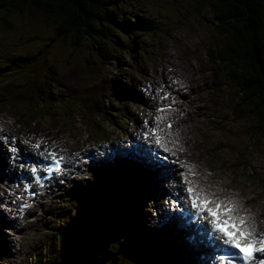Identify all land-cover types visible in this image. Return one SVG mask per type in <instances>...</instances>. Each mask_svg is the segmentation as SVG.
I'll return each instance as SVG.
<instances>
[{
    "label": "rangeland",
    "instance_id": "1",
    "mask_svg": "<svg viewBox=\"0 0 264 264\" xmlns=\"http://www.w3.org/2000/svg\"><path fill=\"white\" fill-rule=\"evenodd\" d=\"M137 2H139L137 6H134L135 0H118V11L123 13L127 8L129 12L130 10L138 12L144 23L156 25L158 30L153 31L151 28L150 31L154 32L152 36L137 35V31L128 36L116 33L109 45L112 51L115 46L120 48L115 60L106 61L97 57L95 62L88 63L86 58L94 59L98 48V45L93 44L91 50V40H87L82 48L73 53H69V50L65 51L59 41L49 45L50 58L62 66L60 75L56 79V90L65 98H71L74 95L85 97L93 88L101 90L100 94L109 109L105 113L95 115L94 120L98 122L100 131L105 133L108 140L117 139L120 136L129 137L134 132L136 120L141 117V112L145 109H142L144 106L142 96L148 90V84L155 85L163 82L165 78L163 71L168 80L173 73L176 76L185 74L187 81L204 79L207 87H211L210 77L213 76L218 63L215 64L210 58V46L229 39L228 36L221 35L211 8L204 5L208 2L207 0H137ZM122 5L124 10L121 8ZM14 23L16 28L13 32L0 29V69L3 66V58L10 55L23 54L31 57L37 54L44 44L51 43L54 30L57 28L55 22L34 10L25 11L22 18ZM33 36H36L35 40ZM130 45L133 48L132 52L137 56L135 61L124 50ZM171 58L173 60L168 62ZM63 65H65L64 68ZM214 86L217 87L216 90L200 95V99L209 102L214 108V115L211 118L213 123L209 129L208 123L205 122L199 130L190 134L179 125L178 139L180 136L187 139L190 134L189 140L187 139V142L183 144L184 147L191 144L192 152L199 154L200 162L205 164V178L210 179V182L222 184V186H214L208 183L209 185L220 188V191L222 189V191L231 192L234 196H239L243 202L252 199L248 205L255 207L260 217L264 215V179L259 173L260 169L264 170V145L250 143L247 136L240 139L241 123L230 112L229 95L225 85L219 82ZM137 90L141 91V95L137 93ZM191 93V90L185 91L186 95ZM72 110L71 117L58 114L55 108L49 109L43 118L34 113L23 117L21 109H18L15 104L0 103V114L4 115L0 116V123L5 125V122V127L14 134L18 132L36 140L41 139L45 145L60 146L62 150L70 149L86 153L89 151V146L98 143L100 138L91 131L90 120L79 102H76ZM244 110L248 112V109ZM119 113H124L125 116ZM258 117L257 115L250 117L249 125L255 126ZM184 118L187 119V116L185 115ZM184 118L179 121L180 124L186 123ZM204 128L208 130L212 140L209 141L207 136V141L202 143L201 133ZM245 128L248 130L247 125ZM212 130L215 131L214 134ZM61 136H64V140L58 139ZM220 144L222 148L217 150L213 148ZM186 150L188 151L187 148ZM183 151L184 149H181L178 152ZM222 160L225 162V167L221 166L217 169ZM242 163L246 164L244 169ZM94 164L92 168L98 167L100 170L92 173L91 177L89 174L88 177L86 175L67 186L62 185L60 190L50 196L51 198L44 200L45 202L37 207L36 211L39 214L35 218L19 221L20 223L14 226L6 224L5 220L0 221V264H33V253L43 248L49 251V256L59 254L61 246L55 239L57 232L62 233L66 229L74 228L75 219L81 217V212L88 211L92 204L94 208L104 206L106 200L104 202L103 195L108 194L111 196L114 194L116 201L121 202L126 208L125 203H129L132 211L136 208L138 217L132 222V228H136L135 231L140 233V237L135 235L134 240L138 239L140 243L153 240V243L158 246L156 251L162 254L168 264H178L179 259L171 249L176 251L185 249L186 240L183 238L186 239V235L190 233L182 237L175 231V235L172 234L171 227L167 226L166 232L159 235L162 232L158 230L157 215L159 213L150 208L155 205L152 198H158L156 193L150 192L149 189L155 185L151 182L155 175L153 170L151 168L143 170L144 164L139 163L135 165L134 171L127 170L120 158L119 161L114 159L113 163L94 162ZM88 170L92 172L91 167H85V171ZM162 173L166 174V172ZM118 182L125 190L133 189L136 184L134 191L142 193L141 198L150 205L146 206V202L140 204L132 195L115 191V184ZM229 182L234 184H228ZM170 183L174 181L170 180ZM3 185V182H0V196L3 194ZM158 188L166 192L165 188ZM79 190H97V193L94 199L87 197L88 200H86L77 197L76 200H72L71 195H77ZM90 195L93 198V194ZM10 209L16 212L15 207ZM62 216H67L68 221L60 225L59 219ZM4 217L7 221L8 216ZM260 220L262 221V217ZM168 235L175 237L171 243V249L166 246V241L163 239ZM6 237L10 244L2 240ZM141 237L144 239L141 240ZM178 237L182 238L181 241L176 240ZM134 246L135 243H129L126 249L128 251L132 249L135 253L142 252L140 249L143 246L139 248ZM194 258L196 259V256L192 259ZM144 261L145 258L142 257L135 264H143Z\"/></svg>",
    "mask_w": 264,
    "mask_h": 264
},
{
    "label": "trees",
    "instance_id": "2",
    "mask_svg": "<svg viewBox=\"0 0 264 264\" xmlns=\"http://www.w3.org/2000/svg\"><path fill=\"white\" fill-rule=\"evenodd\" d=\"M117 1L0 0V29L3 31L13 32L16 28L14 21L20 20L23 13L29 10L41 12L46 19L57 24L51 43L44 44L37 54L3 58L0 103L15 104L21 109L22 116L34 113L43 118L49 109L54 108L58 114L71 117L72 108L79 102L90 120L92 131L100 139H107L94 120L95 115L109 109L100 97L101 90L93 88L85 97L74 95L65 98L56 90V79L62 66L50 58L48 50L49 45L59 41L65 51L73 53L91 40V50L93 44L98 48L97 52L93 51L94 59L86 58L88 63L95 62L97 57L106 61L115 60L120 48L115 46V53L109 45L116 33L128 36L137 31V35L152 36L153 31L158 30L156 25L144 23L138 12H129L127 8L123 13L119 12ZM207 1L204 5L211 8L221 35L229 37L210 46V58L215 64L218 63L213 72V83L225 85L228 103L231 106L236 103L231 112L241 123L240 139L247 136L250 143L264 145V0ZM135 2L134 6H137L139 2ZM139 8L143 10L141 6ZM151 28L153 31H150ZM33 37L35 40L36 36ZM132 49V45L124 48L135 61L137 56ZM119 114L125 116L124 113ZM255 115L259 116L258 122L251 126L248 119ZM94 193L86 190L79 195L85 194L91 199L90 194ZM113 196H104V206L94 208L92 204L88 211L81 212V217L75 219L74 228L57 232L56 242L61 247H71L79 264H131L120 254L121 245L125 244L126 249L129 243L136 242V231L132 230L130 219L127 220L130 208L125 209L122 204H117V198ZM131 215L135 218L134 214ZM60 218V225L68 221L67 216ZM32 257L33 264H54L59 261V254L49 256V251L44 248L33 253Z\"/></svg>",
    "mask_w": 264,
    "mask_h": 264
},
{
    "label": "bare ground",
    "instance_id": "3",
    "mask_svg": "<svg viewBox=\"0 0 264 264\" xmlns=\"http://www.w3.org/2000/svg\"><path fill=\"white\" fill-rule=\"evenodd\" d=\"M133 14V13H132ZM131 14V15H132ZM173 59L171 58L170 60H168V62H171ZM177 70V69H176ZM178 72V71H177ZM163 77H165L166 78V74H165V72L163 71ZM179 79L181 80V82L182 83H185L186 81H187V75H185V74H180V76H179ZM189 79V78H188ZM175 85H173V87H174ZM181 89H183V88H178V90H175L176 92H179ZM217 89V87L216 86H214V88L213 89H211V90H216ZM136 92V91H135ZM137 93H139V95H141L140 93H141V91L140 90H137ZM151 94H155L154 92H152ZM142 97H144V98H142L143 100H146L147 99V101H148V99H149V94H147V95H145L144 94V96H142ZM197 102L198 101H196L195 102V104H194V106H195V108L194 109H191L190 108V110H189V112H188V116H187V119H186V123H182V124H180V126L183 128V129H186L190 134H192L193 132H194V130H195V128L196 127H202V124H201V122H202V119H203V117L204 116H206L207 115V112H206V110L204 109L205 107H206V105H202V106H199V104H197ZM181 104H187L185 101H183ZM210 106H211V104H209ZM190 107H191V105H190ZM229 108H230V112H231V108H235V105H233L232 104V106L229 104ZM231 113H233V112H231ZM0 116H4V115H2V114H0ZM139 122L137 121V124H138ZM4 124L6 125V123L4 122ZM213 127V126H212ZM137 128V125H135L134 126V129H136ZM168 130H169V128H168ZM159 134H162L163 133V131L162 130H159V132H158ZM190 134H189V136H187V139L189 140V137H190ZM210 134V133H209ZM207 136H208V130L206 129V128H204L203 130H202V133H201V142L203 143V142H206L207 141ZM56 137V136H55ZM57 138V137H56ZM169 138H171V137H169ZM58 139H62V140H64V136H61V137H59ZM187 139L184 137V136H180V140H181V142H183V144H185L186 142H187ZM186 148L188 149V152L185 154V158L187 159V160H190V161H192L193 162V164H194V166L195 165H197V162H199V164H200V157H199V154H195V153H193L192 152V146H191V144L190 145H186ZM17 149H19V147L17 148ZM24 149L25 148H22V150L24 151ZM10 156L8 155V152H7V150H6V148L5 147H3V146H1L0 147V175H2L1 177L3 178V183H6V184H12L13 183V181L12 180H14L15 178H16V175H17V171L16 170H14L15 169V166H14V164L11 162L10 163V160H9V162H8V158H9ZM193 164H192V166H193ZM221 166H223V167H225V162H224V160H222V161H220L219 162V164H218V167H217V169H220V167ZM243 166H245L246 167V164L245 163H242V167ZM97 168V167H96ZM261 170V169H260ZM259 170V171H260ZM96 171H98V169H96ZM199 171H201V175H200V178H203L204 180H205V182L206 183H210V181H208V180H206V178H205V176H206V174H205V164L203 163V166H202V168H201V170H199ZM199 171H197V172H199ZM154 172H158V174L156 173L154 176H153V178L151 179V182H153V184H155L154 186H152V187H150L149 189H150V192H152V193H156V192H158L157 191V189H158V187H161V188H165V190H166V192H169L170 190H171V187H172V184H174V183H170L169 185H167V186H165L167 183H169L170 182V180L172 179V178H174L175 177V181L177 180V179H180V175H177L176 176V174L175 175H173L172 174V172L170 171V170H168V169H165V170H162L161 169V167L160 168H156L155 170H154ZM162 172H166V174H164V173H162ZM3 173H4V175H3ZM172 177V178H171ZM216 178V177H215ZM10 180L11 182H9V183H7V181L6 180ZM218 179V178H217ZM219 181V180H218ZM155 182V183H154ZM228 184H234L233 182L231 183V182H229ZM158 185V186H157ZM186 186H189V184H187ZM186 186L185 187H183L182 186V188H183V190L187 193V191H186ZM191 186H193V188H194V190H195V192H200L201 194H204V193H206L207 195H209L210 197H213V198H215V199H217V200H223V201H225L226 199H228V198H226V197H224V196H221L220 194H217V193H215V192H213V191H208V190H206V189H199L196 185H194V184H191ZM166 187H167V189H166ZM116 191V190H115ZM115 191H114V193H115ZM172 192V191H171ZM12 193V191L11 190H6L5 191V193L4 194H2L0 197H1V200H0V202H2V203H0V211L2 212H4V213H1L0 212V221H3L4 222V220H5V222H6V224H8V225H11V226H14V224L17 222V219L18 218H16V217H18L17 215L15 216V215H13L12 217H11V215H10V212H11V207H13L14 208V206H13V204L12 203H10V202H8L7 201V197L10 195ZM114 195V194H113ZM156 195L158 196V193H156ZM237 197V196H236ZM190 200V197H189V195H188V193H187V200H185L184 202H182L180 205L182 206V207H185V208H189V207H191L190 206V203L189 202H187V201H189ZM249 201H251L252 202V199H249ZM124 202H126V201H124ZM185 202H187L186 204H185ZM226 202V201H225ZM239 202H241V201H239ZM250 202V203H251ZM142 204V203H141ZM148 205H150V203L149 202H146V206H148ZM179 205V206H180ZM178 206V207H179ZM178 207L176 208V210H173L172 208H168V207H166V208H163L162 210H161V212L157 215V217H158V219H157V223H158V230H160V231H162L159 235L161 236L163 233H164V231L166 230V227L167 226H170L171 227V232H172V234H175L176 235V233H175V230H177L181 235H182V237L184 236V235H186V234H188V233H191L192 232V229L190 230V229H188V228H185V227H183L181 224H180V222H179V219H178V217L176 216V212H177V209H178ZM147 208V207H146ZM4 209V210H3ZM148 212V211H147ZM191 212H194V210H191ZM238 213L240 214V215H243V212H241L239 209H238ZM8 216L7 217V221H6V217H4V216ZM148 215H150V214H148ZM207 214L206 213H204L203 215H202V217H203V219H204V216H206ZM128 219H132L131 217H128L127 218V220ZM205 220V223L207 224V227H205V228H207V229H209L208 231H210V229H211V227L209 226L210 225V222H209V220H206V219H204ZM126 221V220H125ZM150 221H151V219H150ZM193 226H195L194 224H192ZM16 226V225H15ZM136 228H132V230H135ZM202 230V229H201ZM166 232V231H165ZM135 234L136 235H138L139 237H140V233H136L135 232ZM164 237V236H163ZM186 237H187V235H186ZM202 237V236H201ZM200 237V238H201ZM175 237H173V236H171V235H168V236H166L165 238H163L166 242H165V244H166V246L168 247V248H172L171 247V243H172V241H173V239H174ZM141 240H143L144 239V237H141L140 238ZM181 239L182 238H177L176 240H179V241H181ZM199 239V238H198ZM3 241H4V243H8V244H10V242H8L9 240H8V238L6 237V238H4V239H2ZM164 240H163V242H164ZM183 240H186V242L184 243L185 244V246H186V248L185 249H181V251H176V250H174V249H171V251H173V253H174V255L179 259V262H178V264H206V262H204V261H199V262H197V259H192L194 256H195V254H196V252H197V249H195L194 248V246L195 245H193V244H191L188 240H187V238L185 239V238H183ZM6 246H7V244H6ZM153 246L154 247H156V248H158L156 245H155V243H153ZM11 248V247H10ZM9 248V249H10ZM207 250H209V251H211V248H207ZM203 251V250H202ZM212 251H213V260H216L217 259V257L219 256V252L215 249V248H213L212 249ZM134 251L133 250H129V251H126V252H123V251H120V254L124 257V258H126L127 260H129V262L131 263V264H135L136 263V261H138V260H135L134 258H133V256H134ZM126 254H129V256H126ZM153 255L155 256V258H157V259H160V260H162L163 259V256H162V254H160V253H158V252H155V253H153ZM221 255V254H220ZM178 261V260H177Z\"/></svg>",
    "mask_w": 264,
    "mask_h": 264
},
{
    "label": "snow or ice",
    "instance_id": "4",
    "mask_svg": "<svg viewBox=\"0 0 264 264\" xmlns=\"http://www.w3.org/2000/svg\"><path fill=\"white\" fill-rule=\"evenodd\" d=\"M151 131L156 133V129ZM146 135H149V133H146ZM160 139L157 135V144L160 143ZM35 147L39 148L40 145L36 144ZM49 156L54 162L53 168L59 171L61 162L65 158L58 157L54 151L50 152ZM53 168H50L49 171H52ZM32 171L35 172V169ZM188 183L189 186L186 191L191 200V208L197 210V215L207 214L204 219L209 220L211 225L210 241L222 247L226 252H234L243 264H264V257L256 258V253L264 254V233L257 235L254 217L240 215L235 201L228 200L225 202L210 197L206 193L195 192L191 183ZM257 244H259V247ZM218 259L223 261L224 264H238V261L229 258L228 255L221 256Z\"/></svg>",
    "mask_w": 264,
    "mask_h": 264
},
{
    "label": "water",
    "instance_id": "5",
    "mask_svg": "<svg viewBox=\"0 0 264 264\" xmlns=\"http://www.w3.org/2000/svg\"><path fill=\"white\" fill-rule=\"evenodd\" d=\"M126 256H129V254H126ZM54 264H79V262L75 255V251L71 247L67 246L61 247L59 251V261Z\"/></svg>",
    "mask_w": 264,
    "mask_h": 264
}]
</instances>
